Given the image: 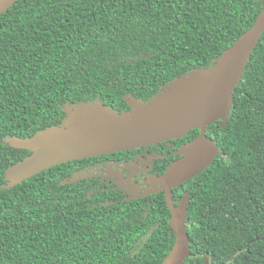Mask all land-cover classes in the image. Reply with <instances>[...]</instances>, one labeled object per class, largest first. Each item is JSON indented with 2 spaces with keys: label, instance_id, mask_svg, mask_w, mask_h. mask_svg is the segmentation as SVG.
<instances>
[{
  "label": "trees",
  "instance_id": "16d2710c",
  "mask_svg": "<svg viewBox=\"0 0 264 264\" xmlns=\"http://www.w3.org/2000/svg\"><path fill=\"white\" fill-rule=\"evenodd\" d=\"M263 9L264 0H16L0 13V264H165L175 230L158 178L199 129L19 182L9 171L40 135L70 127L68 110H148L165 86L211 68ZM206 135L215 157L172 189L177 207L186 199L184 264H264V33L229 114ZM108 164L151 186L129 192L102 173Z\"/></svg>",
  "mask_w": 264,
  "mask_h": 264
},
{
  "label": "water",
  "instance_id": "95a60500",
  "mask_svg": "<svg viewBox=\"0 0 264 264\" xmlns=\"http://www.w3.org/2000/svg\"><path fill=\"white\" fill-rule=\"evenodd\" d=\"M15 1L0 0V13ZM263 33L264 9L255 24L225 49L211 68L184 80L178 91L148 111L107 119L87 112L74 114L69 128L48 131L33 141V152L10 169L11 180L19 182L61 162L139 148L199 129L197 138L183 147L175 165H169L158 178L175 230L165 264H184L190 255L186 199L177 207L172 189L202 172L215 157L217 151L206 135L207 127L229 114L234 90Z\"/></svg>",
  "mask_w": 264,
  "mask_h": 264
},
{
  "label": "rangeland",
  "instance_id": "374dc122",
  "mask_svg": "<svg viewBox=\"0 0 264 264\" xmlns=\"http://www.w3.org/2000/svg\"><path fill=\"white\" fill-rule=\"evenodd\" d=\"M180 87H181L180 82H174V83L168 84L167 86H165L163 89H161L153 97V99H152L153 105L158 103V102H161L162 100H164L166 98H168L173 93L178 91L180 89ZM134 106H135L134 113L140 111L144 107V105H141L138 103L135 104ZM68 111H69V113H71V116L74 115L72 112L73 110H68ZM89 112H91L92 115L98 116L102 119H107L109 116H112V113L109 110H107L106 108L95 107L93 109H90ZM128 167H131V166H128ZM123 169H124L123 166H116V165H110V164L100 167V170L102 171V173H108L110 175L115 176L117 181L122 186H125L129 192H132V190L139 187V185L141 186L142 189H144V191L148 189V186H151L150 183L147 181H140L139 180L138 183L133 182L132 176L127 174L126 172H123L122 171ZM141 188H138L139 190L138 189H136V190L140 191V190H142Z\"/></svg>",
  "mask_w": 264,
  "mask_h": 264
},
{
  "label": "flooded vegetation",
  "instance_id": "af4514ba",
  "mask_svg": "<svg viewBox=\"0 0 264 264\" xmlns=\"http://www.w3.org/2000/svg\"><path fill=\"white\" fill-rule=\"evenodd\" d=\"M145 111H148V110L143 109V110H141L140 112H145ZM123 117H126V116H123ZM108 165H109V164H108ZM100 167H102V166H100Z\"/></svg>",
  "mask_w": 264,
  "mask_h": 264
}]
</instances>
